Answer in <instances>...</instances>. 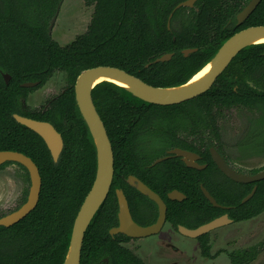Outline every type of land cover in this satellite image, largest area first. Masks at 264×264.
<instances>
[{
	"label": "trees",
	"instance_id": "16d2710c",
	"mask_svg": "<svg viewBox=\"0 0 264 264\" xmlns=\"http://www.w3.org/2000/svg\"><path fill=\"white\" fill-rule=\"evenodd\" d=\"M63 0H0V150H16L30 156L42 176L39 202L19 222L0 226V264H63L65 262L74 220L96 177L97 150L93 136L83 119L75 99L74 83L85 69L109 65L136 75L157 87H174L186 83L208 63L222 43L236 30L264 25V0L246 21L234 30L221 29L229 16L210 13L215 0H199L200 10L193 17L181 19L186 7L176 10L184 0H96V7L87 31L67 45H60L48 33V25ZM235 21V20H234ZM213 23L216 31H213ZM197 48L188 56L183 49ZM264 42L243 48L214 84L199 96L170 105L150 103L126 88L109 81L98 83L92 90L95 107L102 118L114 152L113 183L106 199L90 222L83 241L81 264H145L129 249L124 234L112 236L109 228L117 224L118 210L115 188L124 189L131 208L140 202L154 205L150 220L157 216V206L125 181L136 174L167 203V219L174 227L183 224L196 227L225 212L236 220L251 218L264 210V179L255 182L253 197L241 203L253 183H231L222 174L209 153L204 137H219L217 116L234 104H257V95H246L233 89L248 86L245 76L261 72ZM173 53L168 61H155ZM57 71L67 74L69 87L54 99L45 111L23 109L20 98L30 88L23 82H46ZM3 72L12 76L6 83ZM258 85L259 78H253ZM264 85V83L262 84ZM241 88H239V91ZM202 111V126H199ZM19 113L54 124L64 138V148L55 162L40 135L17 122ZM168 144L184 142V133L200 138L201 151L209 163L205 170L188 168L172 159L152 167L144 166L142 150L147 134L163 132ZM154 132V133H152ZM145 134L142 136V134ZM188 135V136H187ZM160 136V135H159ZM190 146V145H189ZM153 157L159 156L149 150ZM152 160V159H151ZM146 171L154 174L146 176ZM223 178V179H222ZM200 182L223 205L236 204L229 210L214 206L204 195ZM178 189L187 195L182 201L171 200L168 193ZM26 199V194L22 198ZM4 213L0 211V217ZM201 253H210L209 234L197 238ZM264 240L250 248L228 252L230 264H250L262 249Z\"/></svg>",
	"mask_w": 264,
	"mask_h": 264
},
{
	"label": "water",
	"instance_id": "95a60500",
	"mask_svg": "<svg viewBox=\"0 0 264 264\" xmlns=\"http://www.w3.org/2000/svg\"><path fill=\"white\" fill-rule=\"evenodd\" d=\"M195 1L196 0H184L176 6V9L181 6H191ZM260 2L261 0H250L246 4V6L237 14V24H240L245 19H247ZM171 17L172 14L169 17L168 25L170 23ZM55 19L56 16H54L50 22L49 32L52 31V26ZM256 37H264V25L249 26L231 35L218 48L214 57L199 70L201 71L205 66L212 62V66L207 74L202 78V80L192 84L188 83L199 71H197L186 83L174 87L153 86L146 83L136 75H133L121 68L109 65H100L88 68L83 70L78 75L74 83L75 99L81 115L85 120L94 139L97 150V171L93 185L86 195L82 205L80 206L74 220L69 250L63 264H81V251L85 232L95 213L106 199L114 177L113 147L105 124L93 102V88L102 81H109L126 88L135 96L150 103L160 105L180 103L192 99L211 88L217 77L224 71V69L228 66L232 59L243 48L252 44H257V42H252V40ZM196 50L197 48H187L183 50V53L185 55H188ZM171 56L172 53L164 54L163 56L159 57L157 61L167 60ZM98 77L104 79L92 85V81L94 80V78ZM110 78L119 80L126 84V86L118 84L110 80ZM35 84L36 82L23 83L24 86H33ZM13 116L17 122L27 126L42 137L52 155L53 160L57 162L64 147V139L62 137V134L56 129V127L48 121L30 118L18 113L13 114ZM172 152L176 153L177 155L183 156L189 166H193L196 168L204 167L195 162L194 159L197 157L195 153L179 148L173 149ZM212 157L221 171L224 172L226 176L234 179L235 181L249 183L264 178V170L253 175H244L234 172L227 166L220 154L214 149L212 150ZM7 161H16L25 166L29 171L31 179V186L29 189L27 201L17 210L0 217V226L9 227L19 222L36 208L40 199L42 177L37 164L31 157L22 152L14 150H0V165ZM157 161H160V159H158ZM127 181L130 185L136 187L138 191L148 196L149 199L156 203V205L158 206V217L152 224H139L134 220L132 216L128 199L126 197V194L124 193V190L121 188H117L116 196L119 205V224L118 226L111 228L110 234L114 235L117 233H122L129 237L135 238L146 237L158 233L166 222V202L159 193L150 188L138 177L130 175ZM201 189L204 195L214 206L225 207L216 200V198L204 185H201ZM255 190L256 187H254L252 192L243 199V202L247 201L254 194ZM168 197L171 200L181 201L186 198V195L179 190H172L168 193ZM229 222L230 219L228 217V214H223L195 228L178 225V230L185 236L198 238L208 232H211L221 226L228 224Z\"/></svg>",
	"mask_w": 264,
	"mask_h": 264
},
{
	"label": "flooded vegetation",
	"instance_id": "af4514ba",
	"mask_svg": "<svg viewBox=\"0 0 264 264\" xmlns=\"http://www.w3.org/2000/svg\"><path fill=\"white\" fill-rule=\"evenodd\" d=\"M198 1L199 0H196L193 3V5H191V6H189V5H187V6H181V7H186L187 9L183 11L182 16H180L178 22H174L173 23L174 27H176V25L178 26L181 23V21H182L181 19L182 18L183 19H187V17H193L194 14H195L194 11L199 12L200 8H199V6L197 4ZM249 1L250 0H215L213 2V4L210 5L211 10H210V13L209 14H213V18L216 17V16H221V15L223 17H226L227 18V16H229V14L231 12H234L235 13L234 19L232 17H228L227 20H226V22H225V24H223L222 27H221V29H228L229 31H231V30H234L237 27H240L246 21V19H245L242 23L237 24L236 16L246 6V4ZM85 2H86V4L88 6H92L93 7V12H94L97 1L96 0H85ZM62 3H63V1H62ZM62 3H61V5H62ZM178 4L179 3H177L175 5V7L173 9V12H171L170 15L172 14V16H173V13L176 10H178V9L181 8V7H179V8L176 9V6ZM61 5H60V7H61ZM59 10H60V8L58 9V11L56 12V14L54 16H56L58 14ZM93 12H92V15H91V19H92V16H93ZM170 15H169V17H170ZM53 17L51 18V20L53 19ZM56 18H57V16H56ZM49 25H48V33L51 36V32L52 31L49 32ZM167 27H168V29H171V19H170L169 25L167 23ZM242 29H244V28H242ZM212 30L213 31H216L217 30L215 23H213V29ZM239 30H241V29H239ZM239 30H236L234 33H236ZM84 33H81L79 35H76L75 39L78 36H80V35H82ZM188 55H185V56H188ZM263 55H264V52H263ZM172 57H173V53H172V56L169 59L164 60V61H168ZM157 59L155 61H157ZM259 66L261 68V72L259 73V75L250 73L248 76H245V83H247L248 86L235 85L233 87V89L235 91H237V92L244 93L246 95H257V96H259V99H260L259 103H257V104H247V105L240 104L239 103V104H234V105H231V106L223 109L221 111V115L219 114L217 116V122H216V124L218 126L219 137H216L215 135L214 136L207 135V136L204 137V141L207 143V146H208V149H209L210 157H211L212 161L214 162V164L216 165V167L218 168V170L222 174H224V172L221 171V169L218 167V165L216 164V162L214 161V159L212 157V150L213 149L216 150L220 154V156L223 158V160L225 161V163L227 164V166L231 170H233L234 172H236L238 174L253 175V174L259 173V172H261V171L264 170V163L262 165H260L259 167H256V168H247L248 166H244V163H248L249 160H252V159H263V161H264V85H262L264 83V59H262L259 62ZM57 72H60V71H57ZM57 72H55V74ZM63 73H65V72H63ZM52 77H53V75L46 82H44V83H40L39 80H37V81H30V82H36V84L33 85V86H24L23 83H26V82L21 83V86L26 87V88H30V90L28 91L27 96L25 98L24 97L20 98L21 106H22L23 109H29L31 111H38V110L45 111V110H47V108H49L51 102L54 99H56L60 94H62L65 91V89H67V87H69V83L67 82L66 87L63 88V90L60 93H58V94L54 95L53 97L49 98L48 100H46V102L43 105H41L40 107H38V108H31V107H29L28 106V103H27V100H28L30 94L32 92H34L36 89H39V88L43 87ZM3 78H4V80H5L6 83H9L12 80V76L10 74H8L7 72H3ZM253 78H259L261 80V84H258L257 85L254 82ZM239 88H241L240 90H242V91H239ZM175 104H177V103H175ZM224 111L230 112L231 113V118L233 117L232 121L234 123L236 122V124H237V125H235L234 129L230 131V134L228 136L229 137V141L228 142H225L226 140H225V137H224V134H223L224 127L222 126L223 125L222 119H223ZM20 115H22V114H20ZM23 116H25V115H23ZM200 116H201V120L199 122V126L201 127L202 126V123H203V121H202V117H203L202 111L200 112ZM27 117H29V116H27ZM30 118H32V117H30ZM44 121H46V120H44ZM152 133H154V132H152ZM157 134H159L160 136L159 135H156V134H154V135L153 134H147L145 136V143H146L145 145H147L148 149L151 150V151L158 150L157 153L159 154V156L153 157V154L149 150L141 149L142 152H143V153H141V155H143L142 161L144 163L147 162V161H151L150 163H145L144 166L152 167V166H154L156 164L162 163L163 161L172 159L173 160L172 162L174 164L183 163L188 168H194V169H197V170H205L207 168V166H208L209 163L206 161V157H204L203 154L201 153V151L204 149V144L202 143V141L200 140V138H194V136H190L189 139H188V138H186V134L185 133H184V135H182V134L179 133V135H181L185 139V141L184 142H180L179 144L171 145V144H168V142L164 139V137H167L166 135L164 136V131L163 132H160V133H157ZM144 135L145 134L143 133L142 136H144ZM62 137H63V135H62ZM176 148H179V149H182V150H186V151L195 153L197 155V157L194 159L195 162L198 163L199 165L204 166V167L203 168H196V167H193V166H189L187 164V162L185 161V159H184L183 156L177 155L176 153L172 152V150L173 149H176ZM14 151H16V150H14ZM18 152H20V151H18ZM158 159H160V161H157ZM11 164L18 165L25 172V176H26L25 177V181L28 182V186L23 190V192L21 193V195H19V199H18V201H17V203H16L15 206H10L8 208L7 207L6 208L3 207L2 209H0V211L4 213L2 216H5V215H7V214H9V213L17 210L20 206H22L27 201L28 194H29V189H30V186H31V179H30L29 171L27 170V168L25 166H23L19 162H16V161H7V162L3 163L2 165H0V171L6 169ZM152 174H154L153 171L151 173L149 171H146V176H149V175L151 176ZM130 175H134V176L138 177L141 181H143L145 184H147L143 180V178L137 176L136 174H128V176L125 178V181L127 182L128 185H130V184L128 183L127 179H128V177ZM226 177L228 179H230L231 183H233V184H235V182L236 183H243V182L235 181L234 179H232V178H230L228 176H226ZM263 179H261V180H263ZM23 180H24V178L22 176V181ZM258 181H260V180H258ZM255 182H257V181L249 182V183H253L252 184V187H251V190L247 194H245V196L241 199V203H244L243 202V199L248 194H250L252 192V190H253L254 187H256V190H257L258 185ZM201 185H204V184L202 182H200V188H201ZM130 186L131 187H134L132 185H130ZM117 188H121V187H117ZM117 188H115V193H116V189ZM134 188L136 190H138L136 187H134ZM121 189H123V188H121ZM174 190H178V189L176 188ZM256 190H255V192H256ZM255 192H254V194H255ZM25 194H26V199L23 200L22 198L25 196ZM253 195L248 200H250L253 197ZM126 197H127V195H126ZM186 197H187V195H186ZM116 198H117V196H116ZM127 199H128V197H127ZM178 201H180V200H178ZM247 201H245V202H247ZM128 203H129V200H128ZM117 205H118V200H117ZM221 205L222 206H225V207H220V208L229 209L230 211L233 210V209H237V205L234 204V203L233 204H230V205H223V204H221ZM129 207H130V204H129ZM118 211H119V205H118V210H117V214H116V216H117L116 217L117 224H114V225H112L109 228V233H110L111 228H113L115 226H118V224H119ZM130 211L132 213V216H133L134 220L137 221L139 224H141V222H146V221L150 220V217L152 216L151 214H152V212H154V205L151 204L148 201H143V202H140L138 204V206H136L134 208H131L130 207ZM167 211H168V206H167ZM263 213H264V210L261 213H259L258 215H256V216H253V217L247 218V219H242V220H236L235 217L232 215L231 212H225L223 214H228V217L230 219V222L228 224L236 225L238 223H242L244 221H248V220H251V219H253L255 217H258L259 215H261ZM157 217H158V206H157V216H156V218H155V220L153 222L156 221ZM153 222H151L149 224H152ZM166 223L172 225L171 222L167 218H166V222L164 223V225ZM149 224H147V225H149ZM141 225H143V224H141ZM164 225H163V227H164ZM179 225H183V224H179ZM184 226H186V225H184ZM163 227L156 234L161 233V231L163 230ZM186 227H189V226H186ZM173 228L178 233H180L179 230H178V225H177V227H174L173 226ZM189 228H195V227H189ZM209 233L210 232H208L206 234H209ZM117 234H122V233H117ZM117 234H114V235L111 234V235L112 236H115ZM181 235H183V234H181ZM146 237H148V236H146ZM139 238H145V237H135V238L130 237V240L131 239H139ZM127 242H125L124 245Z\"/></svg>",
	"mask_w": 264,
	"mask_h": 264
},
{
	"label": "rangeland",
	"instance_id": "374dc122",
	"mask_svg": "<svg viewBox=\"0 0 264 264\" xmlns=\"http://www.w3.org/2000/svg\"><path fill=\"white\" fill-rule=\"evenodd\" d=\"M92 12L93 7L88 6L85 0H63L52 26V38L61 45L70 43L76 35L87 30ZM67 82V75L57 72L43 87L30 94L28 106L40 107L46 100L60 93ZM230 118L231 113L224 111L222 126L225 142L229 141L230 131L237 125L232 121L233 117ZM263 163V159H252L244 163V166L256 168ZM25 177V172L16 164L0 171V209L16 205L19 195L28 186ZM209 239L210 253L215 255L213 258L202 255L197 238L181 235L168 223L164 225L161 233L131 239L125 245L141 257L145 264H230L228 252L250 248L263 241L264 213L236 225L221 226L209 233ZM250 264H264V245L257 258Z\"/></svg>",
	"mask_w": 264,
	"mask_h": 264
},
{
	"label": "bare ground",
	"instance_id": "6f19581e",
	"mask_svg": "<svg viewBox=\"0 0 264 264\" xmlns=\"http://www.w3.org/2000/svg\"><path fill=\"white\" fill-rule=\"evenodd\" d=\"M252 42L254 43H259V42H264V37H256L252 40ZM212 66V62L209 63L207 66H205L201 71H199L197 74H195L193 76V78L190 80V82L188 84H192V83H196V82H199L200 80H202V78L207 74V72L210 70ZM104 78H101V77H98V78H94V80L92 81V85L95 84L96 82L100 81V80H103ZM110 80L118 83V84H122L124 86H126V84H124L123 82L119 81V80H116V79H113V78H110ZM173 90V89H171Z\"/></svg>",
	"mask_w": 264,
	"mask_h": 264
}]
</instances>
